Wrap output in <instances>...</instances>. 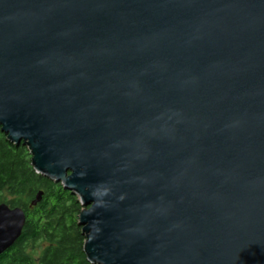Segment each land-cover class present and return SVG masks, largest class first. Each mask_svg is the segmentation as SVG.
I'll return each instance as SVG.
<instances>
[{
  "label": "water",
  "instance_id": "water-1",
  "mask_svg": "<svg viewBox=\"0 0 264 264\" xmlns=\"http://www.w3.org/2000/svg\"><path fill=\"white\" fill-rule=\"evenodd\" d=\"M0 131L89 264H264V0H0Z\"/></svg>",
  "mask_w": 264,
  "mask_h": 264
},
{
  "label": "trees",
  "instance_id": "trees-1",
  "mask_svg": "<svg viewBox=\"0 0 264 264\" xmlns=\"http://www.w3.org/2000/svg\"><path fill=\"white\" fill-rule=\"evenodd\" d=\"M6 138L0 131V204L23 209L26 225L18 248L0 257V264H89L83 252L85 239L77 226L82 210L77 197L36 173L28 149ZM41 191L42 201L31 207ZM38 240L46 246L34 258L25 251Z\"/></svg>",
  "mask_w": 264,
  "mask_h": 264
},
{
  "label": "flooded vegetation",
  "instance_id": "flooded-vegetation-1",
  "mask_svg": "<svg viewBox=\"0 0 264 264\" xmlns=\"http://www.w3.org/2000/svg\"><path fill=\"white\" fill-rule=\"evenodd\" d=\"M25 231V229H23V231H22V234H23V232ZM22 236V235H21ZM21 238V237H20ZM20 238L18 239V240H20ZM18 240H16V243H15V245L12 247V248H10L7 252H5L4 254H2L0 257H2V256H4L5 254H12L14 251H16V249L18 248L17 246V243H18ZM40 244H42V242L41 241H36L35 243H33V245L32 246H29L27 249H26V251L25 252H27L26 254H29V255H32L33 257H34V253L35 252H37L38 253V251H40V252H42L43 251V249L45 248V246L43 247V246H40ZM39 249V250H38ZM40 252H39V254H40Z\"/></svg>",
  "mask_w": 264,
  "mask_h": 264
},
{
  "label": "rangeland",
  "instance_id": "rangeland-1",
  "mask_svg": "<svg viewBox=\"0 0 264 264\" xmlns=\"http://www.w3.org/2000/svg\"><path fill=\"white\" fill-rule=\"evenodd\" d=\"M77 199H78V198H77ZM82 210H83V208H82ZM82 210H81V211H82ZM40 246H43V247H44V246H46V244H44V243L42 242V244H40ZM38 250H39V249H38ZM39 252H40V251H38V253H37V252L34 253V258H38V257L40 256Z\"/></svg>",
  "mask_w": 264,
  "mask_h": 264
}]
</instances>
